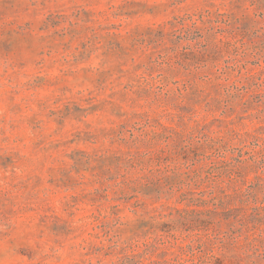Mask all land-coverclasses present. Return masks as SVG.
<instances>
[{"label": "rangeland", "instance_id": "1", "mask_svg": "<svg viewBox=\"0 0 264 264\" xmlns=\"http://www.w3.org/2000/svg\"><path fill=\"white\" fill-rule=\"evenodd\" d=\"M0 264H264V0H0Z\"/></svg>", "mask_w": 264, "mask_h": 264}]
</instances>
